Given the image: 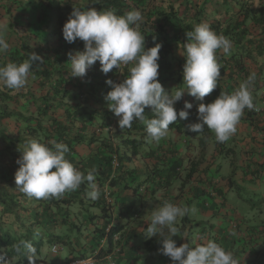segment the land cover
Masks as SVG:
<instances>
[{
    "label": "crops",
    "instance_id": "1",
    "mask_svg": "<svg viewBox=\"0 0 264 264\" xmlns=\"http://www.w3.org/2000/svg\"><path fill=\"white\" fill-rule=\"evenodd\" d=\"M58 1L63 9H67L63 12L67 20L74 8L84 9L89 5L88 0ZM16 2L22 3L17 5ZM249 4L254 5L256 11L242 12ZM262 4L264 0H130L125 4L129 11H141L145 27L140 25L139 31L145 36V42L151 34L157 33L154 38L163 37L171 45L168 56L163 57L170 69L159 71L158 76L169 93L183 87L185 57L180 54V48L187 43L188 25L193 29L196 24L208 22L210 26L221 25V29H225L237 21L243 22L242 30H237L230 38L231 54L226 59L232 69L221 79L222 91L232 93L254 72L256 79L250 91L253 102L263 111L254 116L246 108L236 132L226 142H217L215 133L206 126L199 134L188 131L189 124L198 122L197 107L201 101L185 91L174 107L179 111L184 108L185 101L192 103L193 107L187 109L188 118L181 120L178 117L170 125L166 137L158 143L146 140L131 163H124L122 169L121 166L114 169L107 163L108 156L112 160L118 144L127 136L119 131L120 136L116 137L117 130H122L118 125L119 118L114 113L109 118L105 74L97 76L98 73L93 74L91 68L88 69L91 78L85 82L87 91L78 92V77L71 76L69 60L62 70L61 76L65 79L62 86L58 87L59 77L55 74L50 84L42 89L33 71L26 85L16 89L14 94L28 95V99L14 105V111L38 118V111L45 110L50 104L44 100L57 88L60 98L50 99L53 106L47 118L52 116V121L57 119L60 124L70 126L72 141L79 137L76 153L72 156L74 166L85 174L87 170L96 169L99 199L92 201L86 196L85 183L78 190L65 193L59 198V206L53 205L44 216V223L48 224L44 229L46 234L56 236L61 240L59 243L71 247L72 240L65 235L67 229L73 235V242L78 241L75 249L70 248V256L58 264L87 258L98 251L106 253L110 247L109 239L117 235L119 241L113 243L109 253L115 254L117 264H150V260L157 264L154 256L145 251L144 244L151 213L165 202L195 209L178 217L175 223L180 229L185 220L187 228H191L190 235H200L196 244L214 240L231 252L238 264H264V107L261 105L264 54L258 51V46L264 48V24H261L264 17L260 18L261 12H258ZM46 5V0H0V25L5 26L3 35L9 43L2 62L9 61L11 54L18 50H21L19 57L23 54L28 57L35 52L42 60L45 56L53 60L51 51L57 47L59 37L53 35L50 17L54 13ZM169 12L174 14L165 26L160 17ZM163 25L165 31L161 32ZM243 48H248L249 55ZM233 54L235 60L244 62L245 72L235 68V60L231 59ZM41 61L33 64L36 69L40 68ZM124 68L118 69L114 83L123 81ZM70 94H74V98L68 97ZM43 121L45 127L52 124ZM53 134V138H59ZM140 135L133 132L131 139ZM107 147L113 151L110 153ZM15 192L22 193L17 188ZM26 198L35 208V199ZM140 239L143 246L138 243ZM145 258L146 262H143ZM45 264L52 263L45 261Z\"/></svg>",
    "mask_w": 264,
    "mask_h": 264
},
{
    "label": "clouds",
    "instance_id": "2",
    "mask_svg": "<svg viewBox=\"0 0 264 264\" xmlns=\"http://www.w3.org/2000/svg\"><path fill=\"white\" fill-rule=\"evenodd\" d=\"M142 21L143 15L139 10L117 15L114 9L97 11L95 8H74L63 25L62 34L68 43L77 39L84 42L82 51L69 54L70 74L73 77H84L97 61L104 74L114 68L131 65L129 75L122 82L106 80L112 88L105 97L107 106L119 118L121 129L130 128L132 122L138 120L146 126L147 142L158 143L167 136L170 125L178 117L181 120L188 118L187 109L193 107L192 103L185 101L184 108L179 111L174 107L185 91L196 100L203 101L217 88L221 76L217 51L230 55L232 43L212 30L208 22L196 24L192 31L186 32L187 43L180 48V54L186 60L183 65V87H175L176 90L169 93L158 80L162 45L156 43L146 49L145 36L139 31ZM4 31L5 26L0 25V53L9 49ZM41 60L38 54L31 52L19 64L8 62L0 65V86L17 90L23 88L32 74L33 64ZM255 79L253 72L232 93L221 91L213 102H201L197 107L198 122L189 124L188 131L199 134L206 126L215 133L217 142L228 141L236 132L244 110L254 109L250 86ZM146 108L151 109V118L145 115ZM68 152L69 147L62 142L49 141L44 144L35 139L29 140L17 160L19 167L14 176L16 188L29 198L59 199L86 183V196L92 201L99 199L96 169L87 170L85 174L66 159ZM194 211V208L165 202L152 211L146 237L157 234L163 237L159 251L170 257L172 264H238L233 254L214 240L195 246L188 243L177 246L172 238L178 232L174 224L178 217ZM165 227L169 235H165ZM13 250L18 255L27 254L29 264H35L37 250L31 241L20 240L13 245ZM0 264H10V259L2 250Z\"/></svg>",
    "mask_w": 264,
    "mask_h": 264
},
{
    "label": "trees",
    "instance_id": "3",
    "mask_svg": "<svg viewBox=\"0 0 264 264\" xmlns=\"http://www.w3.org/2000/svg\"><path fill=\"white\" fill-rule=\"evenodd\" d=\"M47 1V7L50 9L51 13L53 14L52 17V27H53V35L59 37V41L57 44V47L54 48L52 52V58L49 56H45L43 60L41 61V65L39 69H36V66L33 65L34 76L38 78L40 81L41 88H45L47 84H50V82L54 79L55 74L59 77L57 80L58 87L62 86L65 82V79L62 78V70L66 67V62H68L69 54H75V51L83 50L84 48V42L77 39L73 43H68L63 38L62 34V28L67 19L65 18V14L63 12H66L67 9L62 8V4L58 0H46ZM89 5L86 6V8L78 7L82 10H86L88 8H95L97 11L102 10H109L114 9L117 15H124L129 10L125 8L124 2L121 0H104L102 2H93L91 0H88ZM254 12L256 9L254 8V5L247 6L246 8H242V12ZM258 12H261V17H264V4L261 5ZM173 12L169 13H163L160 19L163 22V24L166 26V24L170 23L171 16L173 15ZM246 20V19H245ZM245 22V21H244ZM243 22L237 21L232 27L228 26L225 29H221V25L217 26H211L212 30H214L218 35H224L229 40L232 36L236 34L237 30H242L241 25ZM261 24H264L263 22ZM142 27H145V24L142 22L140 23ZM161 26L160 31L164 32L165 27ZM188 25L186 30L192 31L193 29L189 28ZM166 33V32H165ZM164 33V34H165ZM186 33V32H185ZM243 33V31H241ZM163 34V35H164ZM157 33L151 34L148 40L145 42V47L151 48L155 46L156 43H159L162 45L160 52H159V60L161 61V64H159L158 71H164L170 69V64L168 62L163 60L164 56H168L170 44L166 42L165 38H154L157 36ZM241 45V44H239ZM259 47V53L264 54V48L262 46ZM21 50H18V52H13L11 57L9 58V61L2 62L4 55L3 53H0V65H4L8 62H15L17 64L21 63L23 60L27 59L28 57L26 54H23L19 57V53ZM243 52L247 53L249 55L248 48H243ZM226 56L224 53L221 52V50L217 51V60L221 65V76L218 80V86L217 88L208 96L204 98L203 103H211L213 102L221 93L222 91V85H221V79L225 76H228L227 72L232 69L231 65H229V60L226 59ZM19 57V58H18ZM236 55L233 54L231 56L232 60H235ZM186 62V60H185ZM235 68L238 70L245 72V65L244 62L235 60L234 62ZM131 65L125 66L123 69V76L122 79L124 80L129 75V68ZM42 69V70H41ZM67 69V68H66ZM101 65L99 61H97L90 69V71L94 73H98L97 76H100V74H104L101 70ZM51 70L53 71L54 75L52 74ZM89 70H87V73L84 77H78V92H86L87 89L85 88V82L91 78V73ZM119 70L113 69L109 73L105 74L104 77L106 80L111 79L112 81L117 78ZM92 74V75H93ZM227 74V75H226ZM231 74H229L230 76ZM96 76V77H97ZM69 83V82H68ZM111 85H108L107 83L104 85V91L107 94L110 90ZM112 89V88H111ZM16 92V89H9L4 86H0V250H2L10 259V261H13L14 264H29L28 255H18L13 250V245L18 243L20 240H28L31 241L33 246L36 248V261L35 264H37V261L42 259L43 263L47 260V258L44 260L42 256V251L44 249L45 242L44 238L47 236V242L48 246H51V249L54 245L59 243L61 240L59 238H56V236H53L52 234H46L44 232V229L48 227L47 223H44V216L47 215V211H49L53 205L59 206L60 200L57 198H49V199H35V202H37L36 207L31 209L27 206V198L28 196H25L24 194H17L15 192L16 190V184H15V172L17 171L19 165L17 164V160L21 156V151H23L25 145L29 140H37L41 143L48 144L49 141L56 142H62L65 143L69 147V152L66 153V159H68L73 165V159L72 156L76 153L75 145L80 142L79 137H76L74 141H72L69 137V131L72 129L70 126L62 125L58 122L57 119L53 120L52 116L50 118H47L50 113L48 112L50 107L53 106L51 103V100L53 97L60 98V92L57 91V88L54 89L53 94H49L48 98H46L44 101L46 103L47 108L42 111H38V118L35 116H28L26 114H18L16 111H14L13 107L14 105L19 104V101L22 100L24 103L28 99V95H21V93L14 94ZM68 97L74 98V94H70ZM51 99V100H50ZM22 103V102H21ZM113 114L112 111H109V118ZM251 114V113H249ZM145 115L149 118L152 117L151 109L146 108L145 109ZM251 116V115H249ZM41 118V119H40ZM113 118L116 120V118L113 115ZM40 119V120H39ZM111 119V118H110ZM47 120L49 122H52V124L49 127H45L44 121ZM13 121L14 124L11 123ZM17 122V124H15ZM32 122H35V125H32ZM13 125V126H12ZM122 133L127 136L124 140H121V142L118 144V147L115 149L114 152L115 155L118 156L121 169L123 168L124 163H131L138 155V150L141 148V146L145 143L147 140V132H146V126L141 123L138 120H134L132 122V126L130 128L117 130L116 137L120 136L119 134ZM133 132L141 133L139 137L132 138L131 136ZM57 134L59 137L58 139L53 138L54 134ZM51 146V145H49ZM108 148V147H107ZM109 152L113 151L108 148ZM110 152V153H111ZM106 162V161H105ZM107 163L110 165L112 164V160L110 159V156H108ZM75 167H78L75 165ZM114 183V180L111 182ZM64 203V202H63ZM106 210V209H105ZM31 212L32 216V224H34L33 229L25 228L24 223L27 221V218L25 217V214H29ZM13 220L9 223V221ZM53 223V222H52ZM183 229H181V234L184 236L183 241L179 243L177 246H180L181 244L188 243V238L190 235V229L186 226V221L183 220ZM118 230V229H117ZM116 231V230H115ZM114 231V232H115ZM115 233H118L116 231ZM165 235H169V232L167 229H164ZM115 235V234H114ZM114 238V239H113ZM113 238L109 241V251L106 253H103L100 251L98 254V257H105L108 255L112 250L111 247L114 245L113 243H117L119 241V237L113 236ZM161 237L159 234L157 236L146 238L144 248L145 251L149 254H159L161 253L159 249L162 247L161 243ZM210 240V239H208ZM113 241V242H112ZM105 254V255H104ZM161 260L163 264H172V261L170 257L165 256L161 253ZM41 264V263H40ZM101 264H105L104 262Z\"/></svg>",
    "mask_w": 264,
    "mask_h": 264
},
{
    "label": "rangeland",
    "instance_id": "4",
    "mask_svg": "<svg viewBox=\"0 0 264 264\" xmlns=\"http://www.w3.org/2000/svg\"><path fill=\"white\" fill-rule=\"evenodd\" d=\"M20 3H22V2H16V4L17 5H19ZM49 17H50V14H49ZM54 18V17H53ZM50 19H52V17H50ZM22 195L24 194V193H21ZM25 195V194H24ZM26 196V195H25ZM136 200L138 201V198H136ZM27 206L31 209V205L30 204H28V202H27ZM33 208V207H32ZM25 217L27 218V221L24 223V226H25V228H30V229H33V227H34V224H32V221H31V219H32V216H31V212L29 213V214H25ZM13 220H11L10 219V221H9V223L10 222H12ZM178 224H180V223H178ZM175 225V227L178 229V232H177V235H175V236H173L172 238L174 239V240H176V242H177V245L179 244V243H181L182 241H183V238H184V236L181 234V229H183V224L182 225H180L181 227H180V229H179V227L176 225V223L174 224ZM189 227H191V225H189ZM85 232H86V229L85 228H83V234L85 235ZM60 233V232H59ZM65 235L66 236H69L70 237V241H71V247L72 248H74L75 249V242L77 241V240H75V242H73L74 240H73V235H71V234H69L68 233V231H67V229H65ZM197 235L198 234H192V235H189V238H188V244L190 245V246H194V244H196V240H198V237L200 236H198L197 237ZM64 238V237H63ZM207 240V239H206ZM83 241V240H82ZM139 242V244H140V246H143V242H142V240L140 239V240H138ZM44 242H45V247H44V249H43V251H42V256H43V259L45 260L46 258H47V260L46 261H49V262H51L52 264H58L60 261H64L65 259H66V257H68V256H70V253H71V251H70V248L71 247H69V244L68 245H66V244H64V243H58L56 246L60 249V251H59V253L57 254V255H53L52 253H51V246H48V242H47V236L44 238ZM78 242V241H77ZM76 242V243H77ZM151 255H153L154 256V262L155 263H157V264H163L162 263V260H161V253H159V254H151ZM143 262H146V258H145V260L143 261ZM42 264L43 263V261H42V259H40V260H38L37 261V264ZM10 264H14V262L13 261H10ZM45 264V263H44ZM150 264H153V262H151V260H150Z\"/></svg>",
    "mask_w": 264,
    "mask_h": 264
},
{
    "label": "built area",
    "instance_id": "5",
    "mask_svg": "<svg viewBox=\"0 0 264 264\" xmlns=\"http://www.w3.org/2000/svg\"><path fill=\"white\" fill-rule=\"evenodd\" d=\"M121 1L124 2L125 4L130 3V0H121ZM122 67H125V66H122ZM262 94L263 95H262V99H261V105L264 107V88L262 89ZM252 97H253V95H252ZM262 111H263V108L260 105H257L256 103H254V109H252V110L248 109V112L254 116L260 115ZM112 167L114 169L120 168V162H119V158L117 155H114L112 158ZM101 245H104L103 242ZM51 251L53 254H57L59 252V248L57 246H53ZM99 253H100V251L95 253V255L87 257V258L72 259V260L66 262L65 264H101L103 262L105 264H117L114 253L108 254L105 257H98Z\"/></svg>",
    "mask_w": 264,
    "mask_h": 264
}]
</instances>
